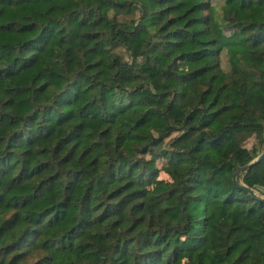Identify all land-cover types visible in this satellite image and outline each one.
<instances>
[{
    "label": "trees",
    "instance_id": "trees-1",
    "mask_svg": "<svg viewBox=\"0 0 264 264\" xmlns=\"http://www.w3.org/2000/svg\"><path fill=\"white\" fill-rule=\"evenodd\" d=\"M263 124L264 0H0V264H264Z\"/></svg>",
    "mask_w": 264,
    "mask_h": 264
},
{
    "label": "rangeland",
    "instance_id": "rangeland-1",
    "mask_svg": "<svg viewBox=\"0 0 264 264\" xmlns=\"http://www.w3.org/2000/svg\"><path fill=\"white\" fill-rule=\"evenodd\" d=\"M214 2H218V3H221L222 0H213ZM221 66L223 68L224 71H228L230 70V65L227 61V56L226 54H222L221 56ZM256 142V136L255 134H249L247 135L244 139H243V145L247 148H251L253 146V144ZM157 165L158 167H161L163 165V160L162 159H159L157 161ZM168 174L165 173L164 171L160 170L159 173H158V176H157V179H168ZM256 194L258 195H261V196H264V190L263 189H254Z\"/></svg>",
    "mask_w": 264,
    "mask_h": 264
},
{
    "label": "water",
    "instance_id": "water-1",
    "mask_svg": "<svg viewBox=\"0 0 264 264\" xmlns=\"http://www.w3.org/2000/svg\"><path fill=\"white\" fill-rule=\"evenodd\" d=\"M263 135H264V124H263ZM263 156H264V148L261 150V152L258 155H256L253 159H251L247 163L238 167L233 173V180L236 182V184L238 186L244 188L249 194H251V195H253V196H255L261 200H264V196L256 194L255 190L252 187L246 185L244 182H242V180L240 178H238V175H240L241 173L246 171L248 168H250L257 161L262 159Z\"/></svg>",
    "mask_w": 264,
    "mask_h": 264
}]
</instances>
